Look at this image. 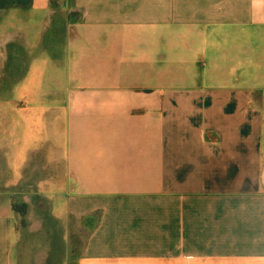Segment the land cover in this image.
I'll return each instance as SVG.
<instances>
[{
	"label": "crops",
	"instance_id": "obj_1",
	"mask_svg": "<svg viewBox=\"0 0 264 264\" xmlns=\"http://www.w3.org/2000/svg\"><path fill=\"white\" fill-rule=\"evenodd\" d=\"M22 4L69 19L64 119L25 123L55 137L77 264H264V0Z\"/></svg>",
	"mask_w": 264,
	"mask_h": 264
},
{
	"label": "rangeland",
	"instance_id": "obj_2",
	"mask_svg": "<svg viewBox=\"0 0 264 264\" xmlns=\"http://www.w3.org/2000/svg\"><path fill=\"white\" fill-rule=\"evenodd\" d=\"M24 2L0 0V199L10 196L20 214L14 264H77L85 233L66 221L65 173L60 170L54 179L37 163L53 153L55 137L25 123L64 119L61 89L70 80L65 69L72 43L69 19L36 12ZM23 190L33 193L28 203Z\"/></svg>",
	"mask_w": 264,
	"mask_h": 264
}]
</instances>
